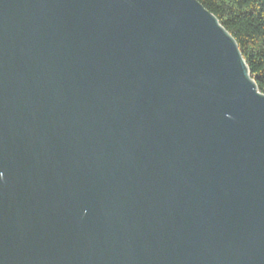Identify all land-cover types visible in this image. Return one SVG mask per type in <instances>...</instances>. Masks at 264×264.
<instances>
[{
	"label": "water",
	"instance_id": "1",
	"mask_svg": "<svg viewBox=\"0 0 264 264\" xmlns=\"http://www.w3.org/2000/svg\"><path fill=\"white\" fill-rule=\"evenodd\" d=\"M0 264H264V92L198 0H0Z\"/></svg>",
	"mask_w": 264,
	"mask_h": 264
},
{
	"label": "trees",
	"instance_id": "2",
	"mask_svg": "<svg viewBox=\"0 0 264 264\" xmlns=\"http://www.w3.org/2000/svg\"><path fill=\"white\" fill-rule=\"evenodd\" d=\"M236 41L250 76L264 92V0H198Z\"/></svg>",
	"mask_w": 264,
	"mask_h": 264
}]
</instances>
